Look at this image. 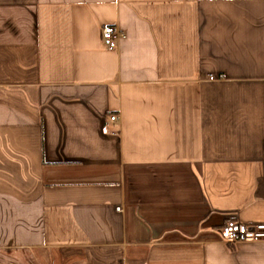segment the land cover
Instances as JSON below:
<instances>
[{
    "label": "crops",
    "instance_id": "1",
    "mask_svg": "<svg viewBox=\"0 0 264 264\" xmlns=\"http://www.w3.org/2000/svg\"><path fill=\"white\" fill-rule=\"evenodd\" d=\"M230 222L264 224V0H0V264H264Z\"/></svg>",
    "mask_w": 264,
    "mask_h": 264
},
{
    "label": "built area",
    "instance_id": "2",
    "mask_svg": "<svg viewBox=\"0 0 264 264\" xmlns=\"http://www.w3.org/2000/svg\"><path fill=\"white\" fill-rule=\"evenodd\" d=\"M124 38V33L116 26L105 25L101 30V39L108 51H114L118 42ZM212 79V78H211ZM117 116H111L110 122H116ZM107 133V127L102 128ZM220 236L227 244L256 243L264 241V224L246 226L237 222H230L220 229Z\"/></svg>",
    "mask_w": 264,
    "mask_h": 264
}]
</instances>
